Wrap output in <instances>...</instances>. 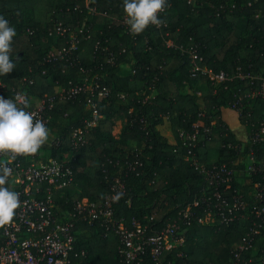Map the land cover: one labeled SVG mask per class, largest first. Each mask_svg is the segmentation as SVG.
<instances>
[{
	"label": "trees",
	"instance_id": "trees-1",
	"mask_svg": "<svg viewBox=\"0 0 264 264\" xmlns=\"http://www.w3.org/2000/svg\"><path fill=\"white\" fill-rule=\"evenodd\" d=\"M250 1L170 0L161 16L162 27L150 24L134 35L122 21L126 14L123 0H0V15L17 33L10 51L15 68L0 76L6 85L4 93L12 95V88L25 90L33 103L41 97H55L48 111L50 135L41 150L42 158L66 159L75 173L72 185L54 193L61 221L84 197L103 203L113 178L120 177L126 181L127 191L114 205L115 219L123 218L129 226L136 219L147 227L148 234L160 232L168 223L181 224V211L193 205L207 186L204 176L185 159L189 147L178 136L179 130H191L198 123V138L191 149L207 166H234V187L245 195L247 217L230 225L203 223L200 218L206 215V204L201 202L193 208L195 216L184 228L183 247L166 252L161 263L146 254L142 264L233 263L236 245L255 219L252 209L264 204L254 190L259 176H248L245 171L247 150L228 147L230 142L248 146V132L264 119V97H256L248 106L250 117L239 115L245 139H239L222 118L223 110L235 101L243 103L246 94L264 91V0ZM221 4L236 6L219 9ZM57 21L75 30L82 25L90 27L70 60L46 58L51 50L65 45L64 38L48 33ZM168 39L173 45L168 46ZM191 46H196L202 57L197 61L199 66L227 71L232 78L216 85L207 73L193 71L190 54L182 50ZM238 67L251 77L237 76ZM27 77L34 80L33 84L25 82ZM96 81L110 89L108 95L98 98L86 90L74 98L60 97L64 87ZM199 82L207 86L192 88ZM91 98L96 102L97 122L86 142L73 149L74 129L94 118ZM118 120L123 127L115 136ZM165 120L174 140L160 128ZM258 149V157L264 162V143ZM135 162L142 164L130 170ZM8 184L15 191L19 189L10 176ZM43 234L24 231L22 236ZM75 236L76 248L86 249L87 254L75 258L73 264H119L115 232L96 222L79 221ZM180 250L185 257L178 255ZM263 255L264 227L254 247L241 254L240 264H260Z\"/></svg>",
	"mask_w": 264,
	"mask_h": 264
},
{
	"label": "built area",
	"instance_id": "built-area-1",
	"mask_svg": "<svg viewBox=\"0 0 264 264\" xmlns=\"http://www.w3.org/2000/svg\"><path fill=\"white\" fill-rule=\"evenodd\" d=\"M170 4V0H167L163 11L158 13L160 20ZM235 6L236 4H232L228 8L227 5L221 4L219 9L228 8L232 10ZM91 9L93 13H96L95 8ZM122 21L129 31L126 14ZM162 26L163 22L161 21L157 27ZM89 30L90 27L85 28L84 25L75 30L63 21H57L49 28L48 33L51 36L64 38L65 45L58 50H51L46 57L47 60H70L82 36L87 35ZM28 31L33 33L31 29ZM167 44L168 46L173 45L171 39L167 40ZM182 50L183 53L187 51L190 54L193 62L192 70L207 73L214 84H222L232 78L227 71L215 72L207 67L199 66L197 61L202 60V57L199 56L196 46H191L187 50L182 48ZM110 54V61H112L113 53ZM237 76L241 78L251 77L250 74L244 73L240 67L237 69ZM261 79L263 80L262 86H264V77L262 76ZM24 80L28 84L34 82L32 78L28 77ZM5 87L6 85L0 80V96H4L5 99H16L19 96L27 104L26 110L30 111L34 118L42 120L48 126V111L54 106V96L41 97L33 103L25 90L12 88V95H6L3 91ZM86 90H89L92 95H97L98 98L105 97L110 92L107 86L96 81L90 84H71L64 87L60 97L74 98ZM258 96L264 97V91L246 94L245 102L242 103L241 100H237L233 103L232 108L238 109L239 115L248 118L251 116V110L248 109V106H251L253 99ZM89 107L94 110V118L84 120L82 126L74 129L71 137L73 149H79L86 142L87 134L97 122L99 115L96 102L92 98ZM204 132L208 133V128H205ZM198 134L199 124L194 123L191 130H179L178 136L181 143L185 147H189L185 159L190 161L204 176L207 186L203 195L195 199L193 205H189L181 211V224L177 222L168 223L160 232L155 234H148L147 227L136 219L132 220L130 226L123 218L115 219L114 205L127 191V184L123 178H113L111 192L106 195L103 203L97 204L84 197L76 203L74 212L61 221V217L55 209L54 193L72 185L75 181L74 170L66 162V159L42 158V147L37 153L26 156L0 153V165L13 169L10 178L14 185L19 188L16 191L20 193L21 200L13 220L3 226L2 229L0 264H73L75 258L87 254L86 249L78 250L76 248L75 233L76 224L79 221L90 224L96 222L104 226L106 230H111L117 234L119 238L117 249L119 264H142L146 254H150L153 259L161 263L166 252L182 248L185 244L184 228L192 222L195 216L193 208L201 206V202L206 204V215L200 218L203 223L230 225L239 219L246 218L248 204L244 193L234 187V166L227 163H214L210 166L200 163L196 157V152L190 146L192 142L197 140ZM246 142L248 146H245L244 143L230 142L228 147L238 151L247 150L245 171L248 176H259L254 182V190L259 199L264 201V162L259 159L257 153L259 146L264 143V119L253 125L248 132ZM141 164L135 162L130 165L129 169L135 170ZM251 213L255 215V219L251 220L248 232L242 242L236 245L235 260L232 264H240L241 254L252 249L257 238L262 234L264 204L259 209L254 207ZM24 231L44 232V234L40 237H25L22 236ZM178 255L185 257L181 250ZM164 264H171V262ZM183 264L187 263L184 262ZM260 264H264V255Z\"/></svg>",
	"mask_w": 264,
	"mask_h": 264
},
{
	"label": "clouds",
	"instance_id": "clouds-1",
	"mask_svg": "<svg viewBox=\"0 0 264 264\" xmlns=\"http://www.w3.org/2000/svg\"><path fill=\"white\" fill-rule=\"evenodd\" d=\"M166 3L167 0H123L130 33L138 35L150 24L158 26L161 23L158 13L163 11ZM16 34L10 21L0 15V76L15 68L10 51ZM26 108L27 104L19 96L16 99L0 96V153L31 155L47 142L50 129ZM12 171L8 166L0 165V227L13 220L21 204L20 193L8 184Z\"/></svg>",
	"mask_w": 264,
	"mask_h": 264
},
{
	"label": "crops",
	"instance_id": "crops-1",
	"mask_svg": "<svg viewBox=\"0 0 264 264\" xmlns=\"http://www.w3.org/2000/svg\"><path fill=\"white\" fill-rule=\"evenodd\" d=\"M222 118L229 125L231 130L237 135L239 139L246 138V131L241 123L238 112L231 108L224 109L222 113Z\"/></svg>",
	"mask_w": 264,
	"mask_h": 264
},
{
	"label": "rangeland",
	"instance_id": "rangeland-1",
	"mask_svg": "<svg viewBox=\"0 0 264 264\" xmlns=\"http://www.w3.org/2000/svg\"><path fill=\"white\" fill-rule=\"evenodd\" d=\"M172 41V40H171ZM207 85H206V82H199L198 84H195L192 88H199V89H203L205 88ZM234 107V106H233ZM236 108V107H235ZM238 110V109H237ZM236 110V111H237ZM239 115V114H238ZM123 127V122L122 120H118L114 126V129H113V134L115 136H119L120 132H121V129ZM160 128L162 130V132L168 136L171 140H174V137H173V133L170 129V126H169V121L165 120L163 122V124L160 125Z\"/></svg>",
	"mask_w": 264,
	"mask_h": 264
}]
</instances>
